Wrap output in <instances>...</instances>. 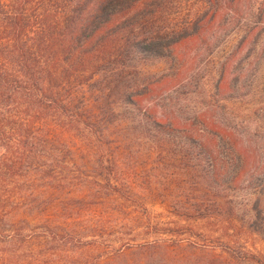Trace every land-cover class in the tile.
Instances as JSON below:
<instances>
[{
    "label": "trees",
    "instance_id": "1",
    "mask_svg": "<svg viewBox=\"0 0 264 264\" xmlns=\"http://www.w3.org/2000/svg\"><path fill=\"white\" fill-rule=\"evenodd\" d=\"M187 1L0 0V264L125 258L128 243L101 245L135 206L127 198L138 199L155 236L140 249L212 247L264 264L245 248L250 233L233 205L252 178H264V76L251 64L264 53L256 36L264 0L216 61L210 31L242 0H197L195 14L182 12ZM150 60L165 68L144 73ZM122 109L123 138L111 133ZM67 136L92 152V166L78 164ZM122 142L123 161L141 162V175H131L143 195L121 180ZM178 190L193 202L171 211ZM156 205L164 214L151 222ZM250 211L257 225L260 198Z\"/></svg>",
    "mask_w": 264,
    "mask_h": 264
},
{
    "label": "rangeland",
    "instance_id": "2",
    "mask_svg": "<svg viewBox=\"0 0 264 264\" xmlns=\"http://www.w3.org/2000/svg\"><path fill=\"white\" fill-rule=\"evenodd\" d=\"M262 2L263 0H242L240 3L235 4L234 2L233 4H231V6L228 7L227 11L222 10L220 12V18L216 19V24L214 28H212V30L210 31V34H215L216 36L215 41L210 50V54H212V58L215 61L224 57L228 52L231 51V49L236 44V41L239 36L244 33L245 26L247 23H249L247 22V19L252 16L253 13H255L256 9H262ZM202 7L203 4L200 3V1L188 0L184 3L182 12L189 10L191 14H195L196 12L201 10ZM261 26V30H259L260 34L258 33L256 36H263L260 38H264V25ZM261 48L262 47H260L256 52V55L259 59L253 60L251 64L253 68H258L260 70L259 75L262 77L264 76V58H262L264 56V53L260 57L259 51L261 50ZM206 56L207 54H205V57ZM205 64L206 63H202L199 66L201 68H204ZM209 66L212 67V64ZM164 68L165 65L163 62L154 60L146 61L144 64L141 65V70L144 73L149 74H157ZM258 82L260 83V81ZM119 116L122 123L121 125L115 127L117 130L115 128H112L111 133L117 134V132H120V135L123 138V109L120 110ZM262 136L264 139V132ZM64 140L69 143L71 147L73 146L72 152L75 151V153H77L78 151L83 149L77 139H73L67 136L64 138ZM85 151L88 150L86 149ZM85 151L82 150L81 152H78L77 158L75 159L77 160L78 164H80V166L83 165L84 168H87L92 166L91 163L88 161H91L93 156L91 151V155L90 153H86ZM135 151L136 149L134 150V152ZM115 152L117 153V157L120 162L121 180H124V182L126 181L127 183H129L132 186L134 193L138 195H143V184L140 180L131 175L136 174L138 177L141 175V166L139 165V163L141 162L139 161L135 163L132 160L123 161V142L118 149H115ZM82 153H84V157L82 156ZM123 168L126 173L130 174L128 175V178H123ZM133 168H135L136 171L130 172L129 170ZM250 184L252 186L249 185L250 188L247 189V191H240L233 198V205L235 207L234 219L239 221L240 223H238L242 224V226L250 233V239L244 245L245 248L250 253H262L264 255V178H262L261 176L252 178ZM186 192L187 191L181 194L179 193V190L173 191L169 198V207L171 208V211L179 210V208L184 203H186L187 205L192 204V199H188L191 194L187 192L190 194L189 195ZM126 193L127 195L123 193V196H125L126 198L127 196H135L134 194H130V192L127 190ZM195 196L197 195H194V197ZM257 198H260L262 201L263 215L260 220L257 221V225H253L255 219H253L252 217L253 214L250 211V207L253 204L254 200ZM127 200H134L136 202L135 206H133L132 208L128 207V209L123 208V217H119L118 228L115 230L116 232H118V234L113 236L114 234L111 235V232L108 236L104 237L101 249L102 247L108 246L106 242H109L110 240H116L117 238L116 242H120L121 240L123 241V244L128 243L130 245L131 251L130 254L125 258L115 259L108 264H245L230 260L225 255H223V253H221L218 248L212 247L204 248L201 246L197 248H191L183 244V247L181 249L167 246L156 250L145 251L143 249H140V244H142L144 241L152 242L153 240H155V236L153 234H150L149 230L145 229L146 224L143 220V217L141 214H138V212L141 211L138 199L127 198ZM162 208L161 206L156 205L155 207L150 209V213H152L149 216V218L152 220L151 222H155L158 214H164L162 213ZM121 225L122 228L120 227Z\"/></svg>",
    "mask_w": 264,
    "mask_h": 264
}]
</instances>
